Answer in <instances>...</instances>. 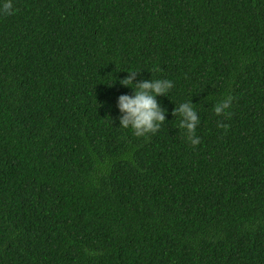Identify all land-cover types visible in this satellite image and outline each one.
I'll return each mask as SVG.
<instances>
[{
    "label": "trees",
    "instance_id": "obj_1",
    "mask_svg": "<svg viewBox=\"0 0 264 264\" xmlns=\"http://www.w3.org/2000/svg\"><path fill=\"white\" fill-rule=\"evenodd\" d=\"M12 5L0 14V264H264V0ZM130 70L173 83L144 137L118 127ZM188 100L196 146L171 115Z\"/></svg>",
    "mask_w": 264,
    "mask_h": 264
},
{
    "label": "clouds",
    "instance_id": "obj_2",
    "mask_svg": "<svg viewBox=\"0 0 264 264\" xmlns=\"http://www.w3.org/2000/svg\"><path fill=\"white\" fill-rule=\"evenodd\" d=\"M13 10L12 0H0V14H10ZM128 73L119 81L120 85L131 89V95L121 94L116 98L118 110V127L130 129L136 137H144L150 133H156L160 125L165 122L166 110L157 101L158 96L167 95L173 87L169 79H140L136 81L139 71H125ZM233 97L225 96L213 106V112L217 116L226 115ZM172 117L179 115V127L185 131L186 140L196 146L200 138L195 135V130L200 122V116L189 102L180 103L171 112ZM218 127L226 128L227 125L218 123Z\"/></svg>",
    "mask_w": 264,
    "mask_h": 264
}]
</instances>
